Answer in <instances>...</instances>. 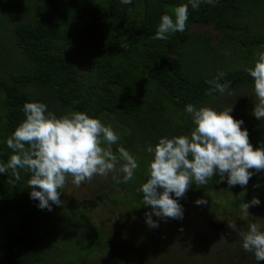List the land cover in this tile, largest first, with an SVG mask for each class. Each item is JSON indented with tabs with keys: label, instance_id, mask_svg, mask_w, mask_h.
Segmentation results:
<instances>
[{
	"label": "trees",
	"instance_id": "obj_1",
	"mask_svg": "<svg viewBox=\"0 0 264 264\" xmlns=\"http://www.w3.org/2000/svg\"><path fill=\"white\" fill-rule=\"evenodd\" d=\"M185 3L0 0V162L7 163L13 154L6 140L26 118V102H43L57 117L87 113L117 132L114 152L123 146L139 164L132 181L112 180L110 196L103 194L113 204L126 200L135 216L146 218L151 208L137 191L149 178L152 156L146 148L162 137L190 135L194 126L185 112L188 104L216 110L233 106L232 115L244 121L253 147L264 146V120L252 115L254 81L245 71L264 51V0L202 2L198 10L189 5L184 32L152 39L161 16ZM196 25L212 27L217 40L191 32ZM220 71L226 73L220 82L230 81L234 95H206L212 87L207 81ZM20 172L15 187L7 183L15 180L10 171L0 174V264L130 262L125 254L113 253L116 257L101 262L91 258L107 252L113 241L87 221L73 200L52 205V211L39 209L30 198V174ZM219 180L217 174L206 185L193 183L179 203L194 206L201 198L209 203L216 192L230 199L227 179ZM247 186H264V170L254 172ZM81 248H90V255H82Z\"/></svg>",
	"mask_w": 264,
	"mask_h": 264
},
{
	"label": "clouds",
	"instance_id": "obj_2",
	"mask_svg": "<svg viewBox=\"0 0 264 264\" xmlns=\"http://www.w3.org/2000/svg\"><path fill=\"white\" fill-rule=\"evenodd\" d=\"M120 2L129 5L132 0ZM202 2L215 6L217 0H188L175 7L173 14L161 16L152 39L163 41L170 34L184 32L189 5L198 10ZM245 71L254 81L252 115L264 120V51L257 52L254 66ZM225 76L226 73L220 71L213 80L207 81L212 87L206 95L213 92L234 95L229 91L230 81L220 82ZM23 112L26 118L6 140L13 154L7 163L0 162V174L10 171L15 180L9 179L7 183L15 187V182L21 180L20 170L29 173L30 198L39 202V209L52 211V205L63 204L60 190L67 185L69 177L77 187L91 182L95 176L108 177L109 174L117 184L134 179L139 167L137 159L123 146L118 147V154L113 151L112 146L118 144L120 137L111 125L78 111L57 117L43 102H26ZM185 112L194 126L190 135L162 137L155 146L146 148L152 156L147 167L149 178L137 191L143 193V203L151 208L143 218L150 228L159 227L153 215L165 221L183 219L184 209L179 200L185 197L193 183L206 185L218 174V182L226 178L229 188L237 185L243 188L254 172L264 170V146L253 147L249 132L242 128L244 121L232 115L233 106L216 110L188 104ZM195 203L206 205L207 200L201 198ZM260 203L253 197L249 203L241 204L243 218L249 216L250 207ZM228 226L238 233L245 252L253 254L258 262L264 261V231L258 224H249L246 231H237L234 222H229ZM221 239L224 240L223 235Z\"/></svg>",
	"mask_w": 264,
	"mask_h": 264
},
{
	"label": "rangeland",
	"instance_id": "obj_3",
	"mask_svg": "<svg viewBox=\"0 0 264 264\" xmlns=\"http://www.w3.org/2000/svg\"><path fill=\"white\" fill-rule=\"evenodd\" d=\"M190 31L211 34L214 40L218 37L209 26L196 25ZM251 96H254L253 91ZM111 181L109 176H95L91 182L77 187L69 177L67 185L61 189L63 204L73 200L85 213L87 221L99 228L106 240L113 241L107 252L90 256L96 261L125 254L130 264H259L253 254L244 251L238 233L228 224L234 222L237 231H246L249 224L256 223L264 231V186L231 187L232 197L228 200L221 197L222 192L211 193V201L206 205L182 206L184 216L181 220H159L153 215L159 227L150 228L145 219L135 216L126 200L113 204L103 194L110 196ZM253 197L261 203L250 207L249 216L243 218L240 205L249 203ZM230 203L238 205L232 207ZM104 236L101 237L104 239ZM90 253V248H81L82 255Z\"/></svg>",
	"mask_w": 264,
	"mask_h": 264
}]
</instances>
